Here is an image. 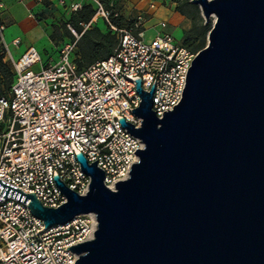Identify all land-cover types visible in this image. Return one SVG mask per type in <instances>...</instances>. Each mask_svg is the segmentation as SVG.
<instances>
[{"label":"water","instance_id":"95a60500","mask_svg":"<svg viewBox=\"0 0 264 264\" xmlns=\"http://www.w3.org/2000/svg\"><path fill=\"white\" fill-rule=\"evenodd\" d=\"M216 18L189 68L182 99L159 119L153 94L121 118L139 137V161L116 190L97 161L79 153L91 177L81 196L56 175L67 202L45 207L0 180V196L26 203L45 228L97 217L94 239L72 246L75 264H264V0H193Z\"/></svg>","mask_w":264,"mask_h":264},{"label":"built area","instance_id":"2783aa9c","mask_svg":"<svg viewBox=\"0 0 264 264\" xmlns=\"http://www.w3.org/2000/svg\"><path fill=\"white\" fill-rule=\"evenodd\" d=\"M117 1L55 0L73 14L85 6L95 12L88 23L67 24L72 40L57 59L35 47L16 59L12 47H20L21 40L8 43L7 27L0 19V44L14 74L9 96L0 98V180L34 193L45 207L67 202L55 184L56 175L79 195L89 192L91 177L81 170L79 153L89 164L97 161L108 188L116 190V183L127 180L139 161L136 150L145 149L142 139L120 123L123 118L136 129L142 127V119L132 112L142 101L136 80L141 79L148 93L155 84L153 111L162 119L181 101L189 68L199 53L178 42L164 21L157 26V36L146 43L145 14L118 26ZM3 7L0 2V10ZM98 20L117 38L118 47L110 57L82 66L78 43L86 32L100 29ZM30 202L0 196V264H75L80 256L69 248L94 239L96 215H79L45 228L31 212Z\"/></svg>","mask_w":264,"mask_h":264},{"label":"rangeland","instance_id":"374dc122","mask_svg":"<svg viewBox=\"0 0 264 264\" xmlns=\"http://www.w3.org/2000/svg\"><path fill=\"white\" fill-rule=\"evenodd\" d=\"M170 1L171 7L167 9H171V16L172 18H174L173 22L179 23V27L174 28L173 26H170L168 28V31L178 42H184V40L189 38L191 35V30L195 26V21L190 16L182 14V12L180 11V7H182L188 13L196 14V22L198 25L202 24L203 26L210 27V31L212 30L216 18L212 17L210 20H206L202 14L201 8L198 5L194 4L193 0H176L177 2H175V0ZM174 3H176V5H174ZM41 4L44 7L43 10L37 11L36 13L33 12L32 18L38 23V25L44 28L46 33H49V37L52 41V43L44 50L45 56L47 58L50 57L57 59L60 50L67 43H69V41L72 40L71 34L69 33L67 28V24L71 23L75 25V23H77L76 21L79 15H75L67 11L65 8L55 5L50 0H42ZM138 12L141 13L142 11L134 9V16H137ZM87 15L88 13H85L80 15V17L85 18L87 17ZM200 18H202V21ZM98 21V25H101L103 32L101 33L100 31H98V28L95 27L96 30H91L86 33V35H84L78 46V53L85 63L97 62L99 60L106 59L110 57L118 47L117 38L111 35H107V30L105 29L103 23L100 20ZM163 21L168 22V19L157 18L146 24V43H150L157 36V26H159V24ZM127 24L128 20H125L123 18V20L121 21V25L126 26ZM209 33L207 34L204 48H206L209 43ZM202 42V39L199 38L196 42L191 44L190 48L196 52H199L202 49H198V47L202 44ZM84 54L88 55L86 59H84L83 57ZM8 83L9 79L5 75H0V90H2L3 95L5 96L9 94V89H7Z\"/></svg>","mask_w":264,"mask_h":264},{"label":"crops","instance_id":"0c3cea01","mask_svg":"<svg viewBox=\"0 0 264 264\" xmlns=\"http://www.w3.org/2000/svg\"><path fill=\"white\" fill-rule=\"evenodd\" d=\"M55 5V0H50ZM70 4L75 0H67ZM107 4H111L113 0H104ZM3 8L0 10V19L6 25V41L10 44L15 39L21 40L20 47H12L13 55L16 59L21 56L31 47H35L39 52L45 55L44 50L52 41L49 33H46L44 28L32 18L33 12L42 11L43 5L38 0H0ZM154 5L155 8L151 6ZM176 5V3H174ZM59 6V5H58ZM170 0H118L115 2V8L125 20H134L138 16L145 14L150 21L161 18L168 19V22L174 28L179 27V23H175L171 16ZM142 11L134 16L133 10ZM174 9V8H173ZM100 30L103 32L101 25Z\"/></svg>","mask_w":264,"mask_h":264},{"label":"trees","instance_id":"16d2710c","mask_svg":"<svg viewBox=\"0 0 264 264\" xmlns=\"http://www.w3.org/2000/svg\"><path fill=\"white\" fill-rule=\"evenodd\" d=\"M175 2H177V1L175 0ZM180 11L182 12V14H184L186 16H190L195 21V26L191 30V35H190L189 38L184 40V45L186 47L190 48L192 43L196 42L199 38H201L203 42L198 47V49H202L203 50V48L205 47L204 45H205V42H206L207 34L210 32V27L203 26L202 24L198 25L197 22H196V20H197L196 14L188 13L182 7H180ZM85 13H88L87 17H85V18L84 17H80V15L85 14ZM94 14H95V12L90 6H85L82 11H80V12L75 14V15H79V17H78L76 22L83 21L85 23H88V22H90V20L94 16ZM200 19L202 21V18H200ZM122 20H123V17L120 16V17L115 19V23L118 26H122L121 25V21ZM92 30H96V28H94ZM98 31H100L102 33V31L99 28H98ZM88 32H86V33H88ZM86 33L84 35H86ZM84 35H83V37H84ZM107 35H111V34L107 32ZM111 36H113V35H111ZM113 37H115V36H113ZM80 41H79V43H80ZM79 43H78V46H79ZM83 57H84V59H86L88 57V55L84 54ZM90 61H92V60H90ZM80 63H81L82 66H84V65L87 66V65H91V64H93L95 62L85 63L84 60L81 57ZM0 75H5L9 79V83H8L7 89H9V94H10L12 85L14 83V74H13V69H12L11 64L5 61V55L3 54V47L1 46V44H0ZM9 94L7 96H9ZM7 96L3 95L2 90H0V98L7 97Z\"/></svg>","mask_w":264,"mask_h":264}]
</instances>
